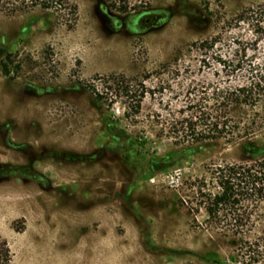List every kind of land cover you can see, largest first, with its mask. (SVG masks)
Wrapping results in <instances>:
<instances>
[{
  "label": "rangeland",
  "instance_id": "1",
  "mask_svg": "<svg viewBox=\"0 0 264 264\" xmlns=\"http://www.w3.org/2000/svg\"><path fill=\"white\" fill-rule=\"evenodd\" d=\"M69 2L76 12L0 11L8 264H264V203L247 237L230 242L233 226L212 223L198 193L210 166L246 161L264 142V101L232 112L253 123L249 138L152 167L179 150L169 134L179 117L205 128L220 89L264 60V0ZM113 77L134 100L106 83Z\"/></svg>",
  "mask_w": 264,
  "mask_h": 264
},
{
  "label": "trees",
  "instance_id": "2",
  "mask_svg": "<svg viewBox=\"0 0 264 264\" xmlns=\"http://www.w3.org/2000/svg\"><path fill=\"white\" fill-rule=\"evenodd\" d=\"M63 6L69 7L73 13L76 12L75 5H71L69 0H0V11L7 16L28 15L36 9L62 13ZM239 19L245 20L246 17L241 14ZM8 59L10 60L9 55ZM250 64L251 77L247 81L220 89L216 98L219 111L213 120L202 125L205 128L199 127L193 114L179 117L178 126L169 133L175 139L179 150L154 161V171L165 170L187 158L189 154H200L212 148L220 149L224 145L250 137V125L253 123L239 121L232 114L236 108L256 107L264 101V60ZM1 66L5 75H8V62L1 61ZM241 67L239 61L234 69ZM123 78L113 77L106 83L112 88H119L123 96L134 100V89ZM96 96L98 99L102 98L100 93H96ZM144 96L145 92L142 93V97ZM142 100L138 99V110ZM242 130L244 135H241ZM109 131L119 138L124 137L115 124L109 125ZM186 144L188 147H183ZM201 183L198 193L208 219L212 223L226 220L233 226V233H228L230 242L246 238L249 229L247 226L254 222V212L264 203V142L246 161H227L210 166L209 175L203 177ZM9 261L10 249L5 241H0V264H8Z\"/></svg>",
  "mask_w": 264,
  "mask_h": 264
},
{
  "label": "flooded vegetation",
  "instance_id": "3",
  "mask_svg": "<svg viewBox=\"0 0 264 264\" xmlns=\"http://www.w3.org/2000/svg\"><path fill=\"white\" fill-rule=\"evenodd\" d=\"M151 20L152 19L150 17H147V18L142 19L141 22H143L144 24L148 25V23H150Z\"/></svg>",
  "mask_w": 264,
  "mask_h": 264
}]
</instances>
